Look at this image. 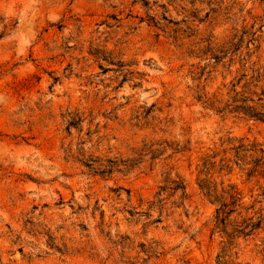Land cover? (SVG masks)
Here are the masks:
<instances>
[{
	"label": "rangeland",
	"instance_id": "obj_1",
	"mask_svg": "<svg viewBox=\"0 0 264 264\" xmlns=\"http://www.w3.org/2000/svg\"><path fill=\"white\" fill-rule=\"evenodd\" d=\"M233 43L241 56L219 52ZM248 49L264 66V0H0V264H264V178L218 172L222 142L264 145V122L195 99L222 97ZM67 111L80 132H66ZM144 143L187 148L151 161L135 154ZM80 146L136 167L88 175ZM214 154L218 187L235 185L263 218L231 247L196 184ZM176 175L186 200L158 203Z\"/></svg>",
	"mask_w": 264,
	"mask_h": 264
},
{
	"label": "trees",
	"instance_id": "obj_2",
	"mask_svg": "<svg viewBox=\"0 0 264 264\" xmlns=\"http://www.w3.org/2000/svg\"><path fill=\"white\" fill-rule=\"evenodd\" d=\"M233 45L232 49L226 51L220 49L219 52L223 54L230 52L231 55L238 54V56H241L239 53L240 45L234 43ZM254 52L248 49L244 57L239 60L240 72L230 81L229 87L225 94L221 95L222 97L215 94L209 95L208 92L202 90L195 96V99L205 109L212 110L222 116L232 115L264 122V66L258 60H251ZM211 54V58L215 62L223 57L213 51H211ZM230 60L233 62V57ZM64 118L65 130L68 135L71 134L72 128L78 132L81 131L83 117L78 111H67ZM84 142L80 139L79 144L83 145ZM222 143L227 145L226 149L230 157L220 158V162L223 163L218 172L226 169L227 173H230L235 165L241 171H245L247 177L256 174V176L259 175L264 178V145L262 143L245 137H230ZM146 145L147 143H144V147ZM154 145L160 146L158 143H151L145 149L135 152V154L137 156L148 155L149 159L153 161L158 157L161 150L172 149V152H180L187 148V145L171 147V145L166 144L161 148L154 147ZM214 156L215 154L203 159L199 171L203 177H198L196 184L202 196L214 206L211 219L212 229L224 234L227 245L231 247L236 238L247 237L260 229L263 218L261 215H256V213L247 214L243 211V209H246L243 196L235 185L229 183L223 185V182H221L220 187H218L211 174L215 163L211 158ZM74 158L87 170L88 175L99 176L104 179L110 178L114 173H129L136 167L135 161L137 160L134 157L122 158L118 155L111 157L93 155V153L86 151L83 146L78 148L77 156ZM186 188V183L179 176L176 175L173 178L166 176L156 193L159 196L158 203L162 201L160 195L166 191H170L172 194L179 193V199L186 200ZM180 204L182 205V203ZM219 257L220 255H218ZM222 264H228V260H224Z\"/></svg>",
	"mask_w": 264,
	"mask_h": 264
}]
</instances>
